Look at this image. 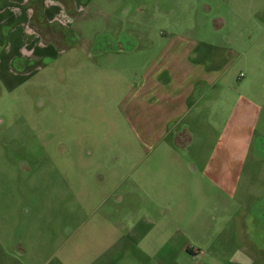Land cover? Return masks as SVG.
Listing matches in <instances>:
<instances>
[{"label":"rangeland","instance_id":"rangeland-1","mask_svg":"<svg viewBox=\"0 0 264 264\" xmlns=\"http://www.w3.org/2000/svg\"><path fill=\"white\" fill-rule=\"evenodd\" d=\"M82 6L60 46L65 50L55 48L28 62L35 71L28 77L12 71L7 85L0 80V264L259 260L264 230L255 222L264 223V53L249 65L242 56L232 67L237 101L253 102L245 121L252 134L246 129L219 136L227 113L200 111L198 127L214 124L217 130L200 140L195 133L177 135L189 146L175 153L189 161L207 154L192 144L209 138L208 147L220 140L222 148L229 140L243 145L242 138L252 136V150L245 165L236 166L229 188L235 204L224 209L197 195L207 194L211 184L194 183L192 174L183 183L170 174L151 179L149 162L170 155L162 147L151 150L147 141L141 149L144 137L133 132L134 64L142 66L149 55L134 59L129 52L133 46L153 52L165 37L193 30L222 47L240 35L256 40L264 25L252 22L264 23V0H83ZM143 33L154 39L139 40ZM5 37L0 42L13 41L15 51L17 41ZM122 46L123 55L115 51ZM14 57L18 70L23 60ZM242 72L247 76L239 79ZM222 213L232 219L221 220Z\"/></svg>","mask_w":264,"mask_h":264},{"label":"crops","instance_id":"crops-1","mask_svg":"<svg viewBox=\"0 0 264 264\" xmlns=\"http://www.w3.org/2000/svg\"><path fill=\"white\" fill-rule=\"evenodd\" d=\"M82 1L0 0V39L3 40L7 38L5 35H9L11 39L17 41L15 51L12 50L13 41L10 40L8 44L0 42V80L5 85L8 84L7 79L11 80L10 72L14 71L17 77H28L35 72L29 70L31 68L27 65L28 62L46 58L55 48H58V52L65 50L60 46H65L63 40L70 35L71 22L83 13ZM252 23L264 25L259 18ZM55 25L58 28L55 29ZM9 27L11 31L6 34L5 29ZM237 37L236 43L222 47L219 43L205 40L207 38L202 31L193 30L165 37L163 47L153 52L143 53L138 46H133L129 52L134 59L137 56L149 55L142 66H138L137 61L134 64V70L138 72V81L132 88L131 95L135 108L133 132L138 137L140 135L144 137L142 141L138 138L142 142L141 149L147 141L151 150L162 147L170 155L169 158L149 162L151 164L148 172L154 174L151 179L160 180V175L170 174L183 183L188 174H192L197 179L194 183L211 184V190L207 194L205 191L201 194L200 191H196L197 195L211 198L216 206H222L224 209H229L235 204L236 194L229 188L236 182V166L239 164L244 166L252 150V136L242 138L245 140L243 145L229 140L222 148L219 146L220 140L215 148L214 145L208 147L209 138L205 144H192L197 152H207L203 154L205 159L195 155L200 161L194 159L189 161L185 158L187 155L180 158L175 152L186 151L187 149L182 148L189 146L181 145L177 135L191 136L195 133L200 140L218 127L219 136L242 134L246 129L252 134L251 125H247L245 121L249 117L253 102L248 98L237 101L232 67L242 56H245L243 63L249 65L258 56L263 55L264 34L260 38L256 36L255 38H258L256 40H252L248 34ZM246 37L247 40L244 41ZM138 39L150 42L154 39V34L146 37L143 33ZM125 50L122 46L115 51L123 55L126 53ZM15 55H19L23 60L18 70L13 69L19 62ZM16 71L23 74H17ZM7 74L9 78L6 77ZM242 74L243 72L238 74L239 79L247 76L242 77ZM243 84L247 86L246 81ZM200 111L210 115L212 111L222 112L227 113V116L218 127L213 124L201 129L198 127L201 120ZM186 122L187 124L182 127ZM173 134L175 137L172 143L164 144V140ZM237 151L240 155H237ZM236 156L244 159H238ZM235 160L241 163H237L233 169L230 162ZM220 219L230 220L232 216L229 213H222ZM255 225L258 229L264 230V223L255 222ZM262 243L260 251L263 256L260 255L259 260L245 257L242 260L234 259L229 264H264V240Z\"/></svg>","mask_w":264,"mask_h":264},{"label":"built area","instance_id":"built-area-1","mask_svg":"<svg viewBox=\"0 0 264 264\" xmlns=\"http://www.w3.org/2000/svg\"><path fill=\"white\" fill-rule=\"evenodd\" d=\"M241 76L243 77V74Z\"/></svg>","mask_w":264,"mask_h":264}]
</instances>
